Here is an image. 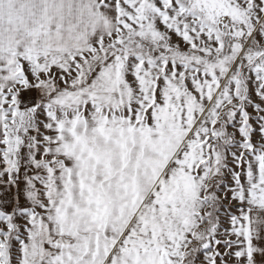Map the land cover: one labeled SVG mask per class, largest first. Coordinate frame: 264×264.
<instances>
[{"label": "snow or ice", "instance_id": "1", "mask_svg": "<svg viewBox=\"0 0 264 264\" xmlns=\"http://www.w3.org/2000/svg\"><path fill=\"white\" fill-rule=\"evenodd\" d=\"M0 264H264V0H0Z\"/></svg>", "mask_w": 264, "mask_h": 264}]
</instances>
